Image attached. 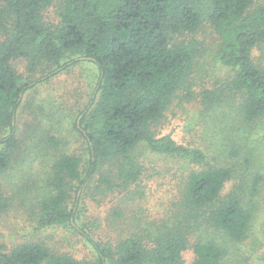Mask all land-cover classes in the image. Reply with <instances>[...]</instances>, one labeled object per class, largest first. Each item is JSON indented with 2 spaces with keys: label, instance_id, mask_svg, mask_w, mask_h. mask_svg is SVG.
<instances>
[{
  "label": "trees",
  "instance_id": "obj_1",
  "mask_svg": "<svg viewBox=\"0 0 264 264\" xmlns=\"http://www.w3.org/2000/svg\"><path fill=\"white\" fill-rule=\"evenodd\" d=\"M51 6L56 23L43 18ZM204 23L218 38L216 62L225 74L193 91L199 45L180 36ZM82 57L93 67L80 123L69 125L51 100L41 110L51 117L37 120L53 161L46 181L51 193L39 200L36 224L68 225L95 258L23 242L0 247V264H236L241 257L231 246H264L261 239L250 244L258 241L254 207L264 177V162L254 155L257 142L264 153V0H0V170L17 144L14 118L23 95ZM22 60L36 78L21 79L14 62ZM190 102L198 116L186 126L189 141L184 130L179 136L180 122L171 132L164 128ZM65 132L84 144L86 167L78 155L61 151ZM140 145L162 161L150 175L165 187L164 216L140 219L131 234L137 227L128 222L121 229L128 237L103 243L76 225L83 196L96 174L105 192L139 183L150 170L136 155ZM188 249L193 258L185 263Z\"/></svg>",
  "mask_w": 264,
  "mask_h": 264
},
{
  "label": "rangeland",
  "instance_id": "obj_2",
  "mask_svg": "<svg viewBox=\"0 0 264 264\" xmlns=\"http://www.w3.org/2000/svg\"><path fill=\"white\" fill-rule=\"evenodd\" d=\"M43 18L47 23H56L59 20L53 6L45 10ZM180 38H185L186 41L193 40L197 46L199 45L198 64L192 74L191 89L196 91L201 90L202 87L212 86L215 75L222 77V74H225V72H221L220 66H217L218 38L213 29L208 23H204L194 34L180 36ZM260 53V50L254 51L256 56H259ZM25 65L24 60L14 62L16 71L26 82L36 78L37 74H29ZM92 67L81 59V62L71 66L67 71L35 85L22 97L19 111L14 118L17 144L11 149V159L7 167L0 170V247L4 250L8 251L23 242H40L46 245L51 252L68 254L78 260L95 258V253L89 243L68 225L38 229L36 224L39 200L43 195L51 193V190L46 187V181L49 166L53 161V148L46 143V140L43 141L40 138L42 129L36 125L37 120L39 117H42L43 120L51 117L43 116L41 113V110L47 107L51 100L53 107L65 111L69 125L74 121L80 123L79 111L86 104L89 94L92 92L91 87L87 84L91 79L89 70ZM192 104L190 102L188 106H181L186 110L181 109L175 116H171L170 124L166 123L164 131L171 132L173 130L172 123H175L176 120L181 123L179 136L183 134L184 130L185 137L190 141V134L186 126L195 120V116H198V108L191 106ZM2 136L3 132L0 128V138ZM64 139L65 144H62L61 151L78 155L82 160V167H86L88 156L82 141L71 135L70 132L64 133ZM254 146L255 161L261 164L260 162H264V153L257 150L261 145L258 146L257 142ZM138 154V158L145 168L150 166V170H144L139 183L116 187L112 192H105V183L99 180L100 175L96 174L93 183L90 184V189H87L83 196L76 225L78 227L85 226L84 228L94 235L95 239L103 243L114 244L116 240L128 237V231L121 230L127 226L128 222H135V227H137L130 232L131 234L140 230V219L149 222L159 220L164 216L165 187L161 180L150 175L153 171L151 166L157 168L162 161L150 154L142 145L136 150V155ZM103 171L108 173L107 169H103ZM262 179V195L254 207L256 216L253 230L255 233L257 232L258 241L250 243L253 247L255 244H260L259 239L264 240V177ZM72 201L71 196L67 202L68 207H71ZM247 247H249L247 244L239 243L236 246H231L229 250L235 252L239 258L241 257L239 264H264V246L249 251L246 250ZM244 256L246 260L242 259ZM230 257L233 256L230 254ZM192 258L193 254L190 249L183 253L185 263L190 262Z\"/></svg>",
  "mask_w": 264,
  "mask_h": 264
},
{
  "label": "water",
  "instance_id": "obj_3",
  "mask_svg": "<svg viewBox=\"0 0 264 264\" xmlns=\"http://www.w3.org/2000/svg\"><path fill=\"white\" fill-rule=\"evenodd\" d=\"M81 59H82V60H84L85 58H84V57H82ZM78 123H79V122H78Z\"/></svg>",
  "mask_w": 264,
  "mask_h": 264
}]
</instances>
